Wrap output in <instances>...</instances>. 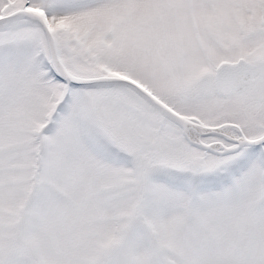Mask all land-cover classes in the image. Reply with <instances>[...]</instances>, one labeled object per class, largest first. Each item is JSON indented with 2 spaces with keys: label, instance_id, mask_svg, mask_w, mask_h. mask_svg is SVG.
I'll use <instances>...</instances> for the list:
<instances>
[{
  "label": "snow or ice",
  "instance_id": "snow-or-ice-1",
  "mask_svg": "<svg viewBox=\"0 0 264 264\" xmlns=\"http://www.w3.org/2000/svg\"><path fill=\"white\" fill-rule=\"evenodd\" d=\"M0 264H264V0H0Z\"/></svg>",
  "mask_w": 264,
  "mask_h": 264
}]
</instances>
